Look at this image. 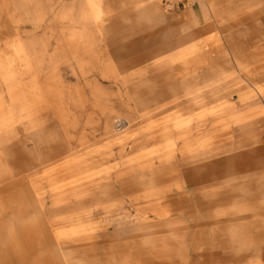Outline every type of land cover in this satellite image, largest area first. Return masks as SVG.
Masks as SVG:
<instances>
[{
	"label": "rangeland",
	"instance_id": "rangeland-1",
	"mask_svg": "<svg viewBox=\"0 0 264 264\" xmlns=\"http://www.w3.org/2000/svg\"><path fill=\"white\" fill-rule=\"evenodd\" d=\"M146 1L0 0V264H264V0Z\"/></svg>",
	"mask_w": 264,
	"mask_h": 264
},
{
	"label": "built area",
	"instance_id": "built-area-1",
	"mask_svg": "<svg viewBox=\"0 0 264 264\" xmlns=\"http://www.w3.org/2000/svg\"><path fill=\"white\" fill-rule=\"evenodd\" d=\"M207 0H159V5L164 13L171 14L185 11Z\"/></svg>",
	"mask_w": 264,
	"mask_h": 264
},
{
	"label": "bare ground",
	"instance_id": "bare-ground-1",
	"mask_svg": "<svg viewBox=\"0 0 264 264\" xmlns=\"http://www.w3.org/2000/svg\"><path fill=\"white\" fill-rule=\"evenodd\" d=\"M144 5H145V10L147 11V12H149L150 14H156V12H157V7L155 6V5H153L152 4V2L151 1H149V0H147L145 3H144ZM191 14V13H190ZM257 87V86H256ZM255 87V88H256ZM258 90H260V89H258ZM201 92V91H200ZM199 92V93H200ZM195 94H197V93H195ZM200 96V95H199ZM191 97V96H190ZM189 98V97H188ZM262 149V148H261ZM235 158H237V157H235ZM9 174V173H8ZM5 177H6V175H4ZM233 231V230H232ZM151 248V247H150ZM133 264H137V261H134V262H132ZM117 264H129V262H124V261H122L121 263H119V262H117ZM157 264H159V263H157Z\"/></svg>",
	"mask_w": 264,
	"mask_h": 264
},
{
	"label": "crops",
	"instance_id": "crops-1",
	"mask_svg": "<svg viewBox=\"0 0 264 264\" xmlns=\"http://www.w3.org/2000/svg\"><path fill=\"white\" fill-rule=\"evenodd\" d=\"M201 4H202V3L196 5L195 7L191 8V9H188V10H192V9H194V8H196V7H198V6H200Z\"/></svg>",
	"mask_w": 264,
	"mask_h": 264
}]
</instances>
